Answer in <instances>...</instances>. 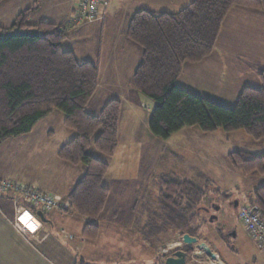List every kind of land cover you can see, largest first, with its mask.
Segmentation results:
<instances>
[{"label": "trees", "instance_id": "trees-1", "mask_svg": "<svg viewBox=\"0 0 264 264\" xmlns=\"http://www.w3.org/2000/svg\"><path fill=\"white\" fill-rule=\"evenodd\" d=\"M235 5L264 11V0H192L177 12L138 9L131 13L125 36L140 52L131 84L153 100L148 128L154 135L166 139L183 127L196 126L203 132L243 130L255 139L264 137V66L258 71L261 86L242 87L232 106L175 84L183 63L198 62L211 53L222 23ZM34 10L24 8L8 26L0 25V143L28 133L54 110L64 115V125L74 135L59 147L57 155L84 169L68 192L66 207L88 219L82 235L94 238L99 230L96 221L107 216L111 198L103 179L119 141L121 103L110 99L96 114L86 110L96 89L97 65L78 61L65 49L64 30L54 23H29ZM227 159L242 173L264 174L263 155L232 150ZM155 182L160 187L159 205L158 210L149 212L148 221L149 229H157L154 236L166 228L163 221L157 224L153 219L165 216L172 227L166 234L172 235L170 230L176 229L180 236L188 233L199 239L194 210L203 187L178 175L161 174ZM249 200L264 221V184L250 192ZM115 203L119 209L112 213H123L127 216L124 222L129 221L135 210L130 207L126 212V203ZM180 249L187 256L191 252L188 244ZM75 264L93 263L80 260Z\"/></svg>", "mask_w": 264, "mask_h": 264}, {"label": "crops", "instance_id": "crops-1", "mask_svg": "<svg viewBox=\"0 0 264 264\" xmlns=\"http://www.w3.org/2000/svg\"><path fill=\"white\" fill-rule=\"evenodd\" d=\"M79 1L29 0L28 5L23 7L16 4L15 0H6L3 9L9 5L16 6L11 19L13 21L22 9L35 7V10L28 17L29 23L45 21L63 28L68 18L74 13ZM191 1L110 0L109 4L101 10L99 18L89 22L81 21L75 26L70 24L66 27L63 47L72 51L78 61H91L98 67L96 89L86 104V110L96 114L102 105L110 99H118L122 107L118 122L119 143L111 156L103 179V183L109 188L111 197L107 202V216L96 221L100 230L97 241L102 239L106 245L103 253L101 250L99 255L94 252L98 257L88 254V246L84 248L85 244L79 241V238L81 239L79 237L80 230L88 219L73 212H69L73 216H65L66 214L58 216L57 214L60 213L52 210L45 216L46 221H41L31 214L24 213L21 221L16 223L12 196L9 192L0 194V264H75L76 261L80 260L93 264H157L159 260L157 248L163 245L164 240L159 241L154 254L152 248L147 245L146 239H143L147 236H154L149 234V216H147V211H143V203L139 204L137 209L135 208L134 216L127 222H124L127 216H124L123 213H120L119 216L112 213L119 209L118 204L115 203L117 201L123 205L126 203L124 205L126 212L131 211V205L125 202V195H130L131 192L127 194L128 191L124 192L123 188L139 189V194L136 193L139 196L136 198L141 199L142 190L147 189V181L149 180V175L146 174V169L142 166L146 153L143 151L145 145L143 139L151 133L148 128L150 113L148 114L141 104L142 92L135 90L131 84V76L138 63L140 52L127 39L125 30L128 19L135 10L177 12ZM255 10L261 11L257 8L241 5L233 6L221 25L211 53L198 62L183 63L181 74L175 80V84L198 95L199 93H196L195 90L199 92L209 90L207 87L197 86L198 75L203 77L200 79L203 83H210L219 89L221 84H227L225 79L229 78V73L232 72L235 73L232 79L238 88L235 92L238 90L239 93L245 85L259 86L258 71L261 66H264V22L259 21L260 24L257 23L259 20L257 13L255 16L258 17V20H254L250 16ZM226 19H228V25L224 26ZM259 51L263 52L259 53ZM234 61L240 64H234ZM249 61H254L252 63L257 70ZM250 70L252 74L245 73ZM245 75L248 76L247 79L243 78ZM103 93L106 95L117 94L118 96L113 95L104 101L103 97L100 96ZM235 100L232 102L233 104ZM63 119L64 115L54 110L38 120L35 126L25 134L32 135L37 127L45 121L41 130H44L49 138H53L56 130H58L60 140L66 143L72 138L74 132L62 125ZM177 136L178 138L174 140L173 148L168 154L173 160L171 163L173 169L170 171L171 173L166 174L178 175L183 179L193 180L189 174H196L195 176L199 177L200 175L197 174L209 171L211 165L225 164L228 167L227 154L232 150H244L264 156V140L261 141L264 137L255 139L243 130L225 132L218 129L213 132H203L196 126H189L174 132L170 136L171 140ZM29 138L33 139L32 136ZM20 142L25 144L22 149H17V151L20 150L18 152H21L23 156L30 154L31 149L25 147L27 143ZM4 150L3 147H0V179H8V176H11L6 173L8 167L4 162L8 157L6 152L14 149L6 152ZM184 151L188 153V156L184 154ZM191 151L197 152L199 158L195 160L196 157H191ZM218 156L221 157L220 162L217 161ZM58 163L73 165L65 161ZM61 166L62 164L57 165L59 169ZM63 167H65L67 177L70 178L65 190H63L64 185L60 186L59 182L56 183L59 186L51 185L45 183L46 181H39L32 174L25 175L19 181L34 186L41 192L61 194V196L66 197L71 185L82 175L84 169L82 165L79 166V170H75V166L74 168ZM134 224L139 225L138 233L129 236L128 230L131 225L135 228ZM142 235L144 236L142 237ZM178 236L179 232L175 231L170 240L179 244ZM72 237L76 244L72 241ZM104 237L107 238L104 239ZM158 237L159 234L156 235L157 242ZM78 244L82 247H78ZM194 247H198L197 244H194ZM212 250L215 254L214 257L205 254L216 262L218 252L215 249ZM198 251L202 253L201 250ZM198 251L196 257H203V254H197ZM104 254L107 255L101 257ZM217 264H223V262L220 260Z\"/></svg>", "mask_w": 264, "mask_h": 264}, {"label": "rangeland", "instance_id": "rangeland-1", "mask_svg": "<svg viewBox=\"0 0 264 264\" xmlns=\"http://www.w3.org/2000/svg\"><path fill=\"white\" fill-rule=\"evenodd\" d=\"M5 1L6 0L0 2L1 26H5V25L7 26L11 23L13 12L16 8V6L9 5L7 6V8L3 9L4 7L3 4ZM15 1L17 2L16 4H19V6H23V7H26V5H28L27 3H29V0H24V2L23 0H15ZM252 13L253 15L250 16H252L254 20H258L259 17V20L257 21L258 24H260L259 21L264 22V11L255 10ZM256 13L258 17L255 16ZM69 19L70 17L68 18V20ZM227 20L228 19H226L224 26L228 25ZM76 24L77 23L74 22L71 25L75 26ZM66 27L67 26L65 23V27H63L62 29L65 30ZM262 52L263 51H259V53ZM252 62L254 63V61ZM252 62L249 61V63L252 66H254L255 69L257 70L256 66ZM233 63L240 64L239 62H235V61ZM245 73L252 74L251 70L246 71ZM234 74L235 73L232 72L229 73V78L225 79L227 84H221L219 86V89L210 83H203L200 80L203 77L197 74L198 75L197 83H196L197 86L207 87L209 90L208 91L201 90V92H199L198 90L195 91L196 93L201 94L200 96L202 97L208 98L217 103L232 106L233 105L232 102L234 101V99H236L238 94V90L237 92H235L236 89H238L236 82H234L232 79L234 77ZM243 78L247 79L248 76L245 75L243 76ZM260 86L261 83L257 87ZM113 95L116 97L118 96L117 94H108V95H106V93H103V95L100 94V96L103 97L104 101L113 97ZM141 95H142L141 104L143 105L144 110L149 114L150 113L149 111L152 110L153 108V100L143 93ZM43 122L41 123V125H39V127H37V129L34 131L32 135L25 134L20 137L9 138L8 140H5L1 143L0 147L1 148L3 147L5 149L4 150L5 152L9 151L10 149H14V150H11L10 152H6L8 157L4 162L8 167L7 168L8 172L6 173H8V175L11 176H8V179L1 178L0 180L3 181V180L13 179L19 181V179L23 178L25 175L32 174L39 181H46L45 183H49L51 185L54 184L56 186H59L56 184L57 182H59L60 186L64 185L63 190H65L67 181H69L70 178L67 177L65 167L63 166H68L69 168H74L75 166L76 168L74 169L79 170L80 165H67V164L64 165L63 163H58L63 160L60 157H58L57 150L60 147L59 145L63 144L64 142L60 140V132L58 130H56V134L55 136H53V138L51 137L49 138V136L45 134L44 130H41V126ZM62 125L65 128H68L64 125V122ZM149 134L150 135L148 137L146 136L143 139V143L145 144L143 146L144 147L143 151H146V153L144 154V161L142 166L145 167L146 174L149 175V180L147 181V189L142 190L141 193L142 198L140 199V202L139 200L136 199L137 197L136 193L139 194L140 192L139 189L129 190L123 188V191L124 192L128 191L127 194L131 192L130 195H125V202H128L131 205L132 210L133 209L135 210L137 202H139V204L143 203L142 205V208L144 209L143 211L144 212L147 211L148 214L147 216L151 217L149 215L150 214L149 212L158 210V205H159L158 196L160 193L159 191L160 187L155 182V180L158 179V177L161 174L171 173L170 171L173 169L171 163L173 162V160L170 159L168 154H170L169 152L171 148H173L174 140L178 138V136L171 140V137L164 139L154 135L153 133H149ZM29 136H32L33 139H30L31 137L29 138ZM263 140L264 139H262L261 141ZM20 141H24L27 143L25 147L31 149L30 154L23 156V154L21 155V152H18L20 150L17 151V149H22L23 145L25 144ZM184 154L188 156V153L186 151H184ZM197 154H198L197 152L191 151V157H196L195 160L199 158ZM220 160L221 157L218 156L217 161L220 162ZM59 164H62L61 169L57 167V165ZM208 170L209 171L204 172L202 174H197L200 175L199 177H196L195 176L196 174H189V176L193 178V181L201 185L204 189V193L201 198V201L199 202V206L197 209L194 210L196 214L195 224L198 227L197 234L199 240L204 241L207 244V246L211 249V251H213L212 249H215L218 252V258H216V262H214L210 259V257H208L205 254L203 250L199 249L198 247H194V245H189L191 247V252L187 256V264H217L220 262V260L223 262V264H264V254L262 253L261 250H259L257 243L248 234V232L246 231L245 227L243 226L237 215L238 209L242 205L254 204V203H250L249 195L253 189H255L258 185L264 183V174L242 173L230 162L228 167L225 166V164H220V165L216 164L209 166ZM9 194L11 196H15V193L13 191L10 192ZM55 195L59 198L61 197L60 201L62 200L61 205L54 209L60 213L57 215L63 216V214H66L65 216H73L71 213H69L73 211H68L66 207L68 201L66 198L67 196L66 197L61 196V194L60 195L55 194ZM131 199L133 205L131 203ZM236 200L238 201L239 204L238 207H236L234 203V201ZM131 216H134V214L131 213ZM23 217L24 215L21 216V219ZM153 221H156L157 224H160L161 221H163L164 227L166 228L165 230H167V228H172L171 225H167L168 220L165 219V216H157L156 218L153 219ZM131 226L128 230L129 236H133V234L138 233L137 231L139 230V225L134 224V227L136 226L135 228ZM82 229L80 230L79 237H81V239L79 238V241L85 244L83 246L84 248H86L85 246H88V250H87L88 254H92L93 257L95 256L98 257V255L100 254V250L103 253L104 247L106 245L102 239L101 241L99 240L97 241L100 230H98L96 237L88 239L82 235ZM165 230L161 231L160 233L158 232L159 233L158 242L156 236L153 237L147 236V238H143L146 239L148 243L147 245L150 248H152L151 250L154 254L156 253L155 252L156 247L159 245L160 242H162V240H164L163 245L157 248V253L159 257L157 264H162V262H164L163 259L165 258L166 255L170 254L173 250L185 245L182 242L180 235L178 236L179 244L174 243L170 240L172 239L173 234H175L176 229L170 230V233H172V235H169V233L166 234ZM155 232H157V229H155L154 231L149 229V234L154 235ZM143 236L144 235H142V237ZM106 238L107 237H104V239ZM73 239L72 241L75 242V239L74 240ZM79 246L82 247V245L78 244V247ZM198 250H201L202 253H200ZM197 251H198L197 254H203L204 256L201 258L200 257L197 258L196 257ZM94 252H97L98 255L95 254ZM109 254L111 255L112 253ZM105 255L107 254H104L101 257H104Z\"/></svg>", "mask_w": 264, "mask_h": 264}, {"label": "built area", "instance_id": "built-area-1", "mask_svg": "<svg viewBox=\"0 0 264 264\" xmlns=\"http://www.w3.org/2000/svg\"><path fill=\"white\" fill-rule=\"evenodd\" d=\"M109 1L80 0L74 13L67 21L68 25L74 22L79 23L82 20L93 21L99 18L101 10L109 4ZM12 191L15 193V196H12V205L16 223L21 221V216L24 213L38 218L37 210L46 216L61 205L60 198L55 194L41 192L36 187L20 181L0 180V194H7ZM237 215L248 234L264 254V221L260 217L258 207L255 204H244L238 209Z\"/></svg>", "mask_w": 264, "mask_h": 264}, {"label": "water", "instance_id": "water-1", "mask_svg": "<svg viewBox=\"0 0 264 264\" xmlns=\"http://www.w3.org/2000/svg\"><path fill=\"white\" fill-rule=\"evenodd\" d=\"M36 215L41 221H46V218L44 214L40 211H36ZM181 240L184 244L188 245H194L197 244V246L203 250L208 256L214 257L215 254L211 249L207 246V244L204 241H199V239L195 236H191L188 233H183L181 236ZM187 253L180 249L177 248L173 250L169 255L165 256L164 259V264H187Z\"/></svg>", "mask_w": 264, "mask_h": 264}, {"label": "flooded vegetation", "instance_id": "flooded-vegetation-1", "mask_svg": "<svg viewBox=\"0 0 264 264\" xmlns=\"http://www.w3.org/2000/svg\"><path fill=\"white\" fill-rule=\"evenodd\" d=\"M234 203H235V206L238 207V205H239L238 201L236 200V201H234Z\"/></svg>", "mask_w": 264, "mask_h": 264}]
</instances>
